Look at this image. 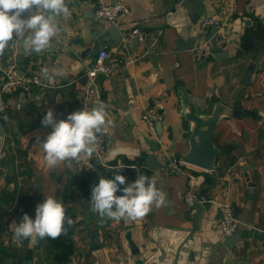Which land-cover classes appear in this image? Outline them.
<instances>
[{
	"label": "crops",
	"instance_id": "0c3cea01",
	"mask_svg": "<svg viewBox=\"0 0 264 264\" xmlns=\"http://www.w3.org/2000/svg\"><path fill=\"white\" fill-rule=\"evenodd\" d=\"M100 1L71 0L75 13L57 17L60 32L50 49L27 52L13 40L0 56V80L5 69H20L24 58L26 74L43 77L47 67L53 75L43 77L48 86L32 94L5 95L7 107L0 112L6 151L0 158V264L27 258L31 264H264V0H119L129 6L118 22L122 40L97 48L98 30L111 25L94 15ZM211 15L227 21L221 56H229L200 62L192 48L211 33L201 26ZM101 48L109 52L108 63H118L110 76L99 78L112 122L106 128L111 137L102 132V163L92 156L49 168L43 151L33 148L52 131L41 121L49 109L60 120L86 102L94 106L85 97L84 72ZM248 69L251 84L244 81ZM181 86L204 111L218 99L237 111L213 132L222 149L217 165L205 170L191 164L193 178L165 168L167 155L181 157L190 146ZM147 106L164 114L155 131L141 120ZM118 171L126 184L141 174L155 179L165 203L136 220L117 222L92 212V187ZM195 193L210 202L198 203ZM49 195L62 199L72 220L67 235L17 246L10 226L25 213L35 219L37 205ZM223 200L232 202L241 220V240L233 249L213 229ZM92 226L100 235L96 248Z\"/></svg>",
	"mask_w": 264,
	"mask_h": 264
},
{
	"label": "clouds",
	"instance_id": "9594fccd",
	"mask_svg": "<svg viewBox=\"0 0 264 264\" xmlns=\"http://www.w3.org/2000/svg\"><path fill=\"white\" fill-rule=\"evenodd\" d=\"M61 15H69L66 0H0V56L13 40L27 52L39 54L50 49L60 32L57 17ZM42 75L48 80L53 78L47 67L42 69ZM107 117L103 103L90 107L86 102L82 110L60 120L49 109L41 122L52 131L33 148L43 151L44 163L49 168H55L63 161L87 160L96 151L98 134L112 123ZM124 167L121 165L120 170ZM126 181L119 171L111 179L101 176L99 183L92 187V212L117 222L136 220L146 216L153 205L160 207L165 203V195L156 187L155 179L141 174L132 183L126 184ZM121 185L126 186L121 189ZM118 191L123 194L116 195ZM66 224L70 226L72 220L66 216L62 199L49 195L37 205L35 219L25 213L19 223L13 222L10 230L17 246L25 240L34 245L38 240H55L67 235Z\"/></svg>",
	"mask_w": 264,
	"mask_h": 264
},
{
	"label": "built area",
	"instance_id": "2783aa9c",
	"mask_svg": "<svg viewBox=\"0 0 264 264\" xmlns=\"http://www.w3.org/2000/svg\"><path fill=\"white\" fill-rule=\"evenodd\" d=\"M69 8V15L64 16L65 19H70L75 10L71 4V0H66ZM129 6L122 1L113 2L111 0H101L95 7L94 15L97 19H101L109 24H118L120 18L128 13ZM227 21L221 19L217 15H211L205 17L201 26L210 30L212 26H216L217 29L212 33H209L205 39H203L198 45L192 48L193 56L200 62L207 61L214 51L215 47H221L225 43V36L223 29L226 27ZM134 34L139 32V29H133ZM109 52L106 48H101L94 59L91 66L87 67L84 75L87 79L85 97L89 99L93 105L103 103L107 106V101L104 96L102 85L99 81L100 76H110L118 66V63H108L107 59ZM48 86L47 81L38 73L25 74L23 77H18L15 74L13 67L4 70L3 78L0 80V112L6 109L7 104L5 102V95L11 94L15 91H20L26 94H32L36 88H45ZM164 118V114L154 106H147L144 108L141 114V120L147 125V127L155 131L156 124L161 122ZM107 149L106 137L101 133L98 134V145L96 151L93 153V157L101 158ZM6 154L4 140L1 139L0 143V158ZM192 167L190 163H187L176 155H167V161L165 168L170 173L176 174H188L193 178L192 172L189 168ZM192 197L200 204H206L210 202L205 195H199V193L192 194ZM220 209V218L214 223L213 229L221 235L222 238H227L238 233L241 220L235 213L234 206L231 201L223 200L217 202Z\"/></svg>",
	"mask_w": 264,
	"mask_h": 264
},
{
	"label": "water",
	"instance_id": "95a60500",
	"mask_svg": "<svg viewBox=\"0 0 264 264\" xmlns=\"http://www.w3.org/2000/svg\"><path fill=\"white\" fill-rule=\"evenodd\" d=\"M119 1V0H117ZM116 1V2H117ZM115 2V1H114ZM217 29L216 26L211 27V33ZM99 35L97 39V48H100L104 44L117 45L122 40V31L118 24H111L106 29H99ZM226 51H223L221 47H215L212 56L216 59H226L228 54L221 56ZM21 59H19L20 61ZM23 64L20 69L15 70V74L18 77H23L26 74L27 59L24 58ZM252 70L248 69L244 81L251 84ZM182 91V103L184 105V117L189 122L190 126V137H189V150L181 156V159L187 163L193 164L205 170H212L215 168L218 162V156L222 152L219 145L213 140V132L218 125L219 121L223 118L231 115H236L237 111H234L229 105L218 100L213 101L210 107V111H204L198 103H196L190 96L189 92L181 86ZM161 125V122H160ZM111 137V132L107 131ZM0 132H5L4 129L0 128ZM98 164H101V160L97 159ZM150 163V160H148ZM153 165L152 163L150 164ZM160 166H163L160 164ZM246 169V167H244ZM235 208V206H234ZM236 209V208H235ZM237 214V210H235ZM93 240L92 248H96L101 245L99 241V231L95 226H92ZM240 236L235 234L233 236L225 238V244L229 249H233L235 244L240 241ZM32 260L27 258L23 261V264H31Z\"/></svg>",
	"mask_w": 264,
	"mask_h": 264
}]
</instances>
